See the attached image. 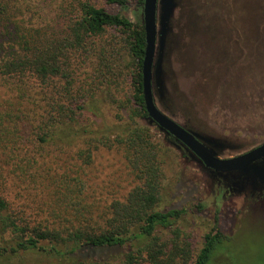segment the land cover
<instances>
[{
  "label": "trees",
  "instance_id": "obj_1",
  "mask_svg": "<svg viewBox=\"0 0 264 264\" xmlns=\"http://www.w3.org/2000/svg\"><path fill=\"white\" fill-rule=\"evenodd\" d=\"M105 1L121 8L135 1L139 14L143 4ZM35 2L36 11H44L41 0H0V264H28L30 255L36 256L32 264H209L228 238L208 231L194 252L178 224L185 210L158 208L160 150L150 129L137 121L147 118L141 18L108 12L90 0H48L54 18L42 24L31 18ZM110 29L116 31L114 43L102 39ZM125 54L136 60L137 70L131 99L120 106L129 111L128 120L102 133L88 129L82 118L97 116L92 99L105 87L109 93L111 83L126 75ZM95 58L98 64L107 61L104 72L94 67L104 78L87 82L84 71ZM117 118L124 120L118 113ZM101 146L122 151L138 184L123 200L95 211L79 200L81 185L74 197L65 171L54 177L49 163L55 153L71 150L88 164ZM21 183L47 191L45 212L51 219L35 223L11 207L9 185L18 191Z\"/></svg>",
  "mask_w": 264,
  "mask_h": 264
},
{
  "label": "rangeland",
  "instance_id": "obj_2",
  "mask_svg": "<svg viewBox=\"0 0 264 264\" xmlns=\"http://www.w3.org/2000/svg\"><path fill=\"white\" fill-rule=\"evenodd\" d=\"M41 1L44 11H36L35 2L31 18L49 23L54 18V6L48 0ZM90 1L108 12L134 17L135 1L128 3L127 8L105 0ZM174 4L158 73L160 89L155 84L157 74L153 75L157 106L183 127L210 138L220 157L235 156L264 142L261 0H174ZM134 14L141 18V13ZM115 35L116 31L110 29L102 39L114 43ZM95 59L91 64L87 62L84 71L87 82L91 77L93 82L104 78L95 74L94 67L100 63ZM106 62L98 64L102 72ZM123 62L128 66L126 75L111 83L109 93L107 87H102L92 99L98 115L82 118L88 129L102 133L128 120L129 111H120V106L122 101L131 99L137 70L136 60L128 54L123 56ZM125 105L130 110L132 105L129 102ZM117 113L124 120H119ZM137 121L150 129L160 150L158 208L185 210L178 224L188 234L193 251L201 247L206 232L218 230L228 239L209 264H264V201H256L261 195L257 190L261 188L250 190L239 186L232 176L231 182H217L198 159L191 153H183L176 142L167 139L147 118L140 117ZM74 153L71 150L55 153L52 164L49 163L51 171L54 177H61L65 171L74 197L75 186L81 185L79 200L84 198L95 211L103 210L114 200H123L138 184L127 159L115 146L98 147L88 164H81ZM9 187L11 192L6 196L10 205L23 217L35 223L52 218L45 212L50 199L46 190L33 189V185L25 183H21L18 191ZM26 260L32 264L36 256H27Z\"/></svg>",
  "mask_w": 264,
  "mask_h": 264
},
{
  "label": "water",
  "instance_id": "obj_3",
  "mask_svg": "<svg viewBox=\"0 0 264 264\" xmlns=\"http://www.w3.org/2000/svg\"><path fill=\"white\" fill-rule=\"evenodd\" d=\"M175 6L174 0H143L141 10V21L144 30V54L141 61V86L144 109L147 119L155 124L160 131L172 135L189 149L204 165L214 173L223 178L230 174L239 186H247L250 190L257 189L260 184H256L249 177L243 174H235L234 171L246 170L256 161L264 158V142L259 145L231 157H220L214 149V142L197 132L185 129L174 119L162 111L156 104L153 95V75L157 78L155 84L160 89L158 73L161 66L162 51L165 36L168 31V20L172 9ZM157 57L155 59V54ZM225 174V175H222Z\"/></svg>",
  "mask_w": 264,
  "mask_h": 264
},
{
  "label": "flooded vegetation",
  "instance_id": "obj_4",
  "mask_svg": "<svg viewBox=\"0 0 264 264\" xmlns=\"http://www.w3.org/2000/svg\"><path fill=\"white\" fill-rule=\"evenodd\" d=\"M177 122V121H176ZM178 123V122H177ZM181 125V124H180ZM185 128V127H184ZM187 129V128H185ZM189 130V129H187ZM191 131V130H190ZM163 134L165 135V137L171 141L176 142L179 145V148L181 149V151H183V153H187V154H192L196 159H198L189 149H187L181 142H179L178 140H176L172 135L170 134H165L163 132ZM259 145V144H258ZM199 161V159H198ZM200 162V161H199ZM201 163V162H200ZM202 164V163H201ZM203 165V164H202ZM204 166V165H203ZM206 168V167H205ZM207 170H209L212 175L214 176V178L217 180V182H220L221 180L224 182L229 181L231 182V179L228 177L227 178H223L222 176H219V174L214 173L211 169L206 168ZM235 174H243L244 177H249L252 181H254L256 184H260V190H257L258 192H261V195H258L256 198V201H264V158L263 160H259L256 161L251 167H249L246 172L245 175L242 171H234ZM225 175V174H222ZM227 176H230V174H226ZM225 182V183H226ZM259 189V188H258ZM263 192V193H262ZM263 194V196H262Z\"/></svg>",
  "mask_w": 264,
  "mask_h": 264
}]
</instances>
